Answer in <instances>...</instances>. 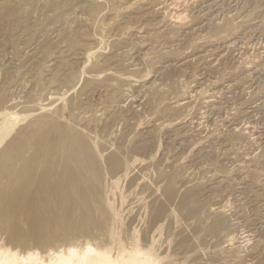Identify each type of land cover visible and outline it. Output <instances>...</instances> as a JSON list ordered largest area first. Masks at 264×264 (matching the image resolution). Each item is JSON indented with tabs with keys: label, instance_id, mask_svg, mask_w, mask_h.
<instances>
[{
	"label": "rangeland",
	"instance_id": "374dc122",
	"mask_svg": "<svg viewBox=\"0 0 264 264\" xmlns=\"http://www.w3.org/2000/svg\"><path fill=\"white\" fill-rule=\"evenodd\" d=\"M63 1L0 0V121L22 119L0 152L76 92L74 124L139 158L110 194L126 245L164 264H264V0H189L181 22L159 0Z\"/></svg>",
	"mask_w": 264,
	"mask_h": 264
},
{
	"label": "bare ground",
	"instance_id": "6f19581e",
	"mask_svg": "<svg viewBox=\"0 0 264 264\" xmlns=\"http://www.w3.org/2000/svg\"><path fill=\"white\" fill-rule=\"evenodd\" d=\"M188 1L159 0L156 10L165 16L175 10V22L189 20L182 10ZM84 54L86 67L94 52ZM68 92L57 98L61 105L51 118L31 122L0 152V264H164L152 246L144 248L138 241L126 245L113 229L119 213L110 194L139 158H121L120 148L110 150L98 134L75 125L79 96ZM203 93L209 99L205 102L212 103L218 91ZM181 101L179 105L189 102ZM1 116L0 146L22 120L17 112ZM99 232L107 233L111 246L93 240ZM238 239L229 235L227 240L232 245L249 240Z\"/></svg>",
	"mask_w": 264,
	"mask_h": 264
}]
</instances>
